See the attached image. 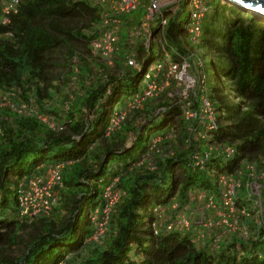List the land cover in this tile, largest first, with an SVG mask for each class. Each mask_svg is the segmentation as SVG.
<instances>
[{"label": "trees", "instance_id": "16d2710c", "mask_svg": "<svg viewBox=\"0 0 264 264\" xmlns=\"http://www.w3.org/2000/svg\"><path fill=\"white\" fill-rule=\"evenodd\" d=\"M9 1L0 0V16ZM19 1L8 22L0 23V95L15 102V94L28 107L19 113L0 101V264H264V191L254 195L246 186L264 176V22L221 0L216 5L205 0L199 36L190 33L191 0H181L168 20L164 36L167 48L176 50L173 62L191 56L198 74L212 75L205 83L217 128L210 131L199 124L200 114L187 118L183 99L174 96L175 80L130 109L146 87V70L159 59L158 41L149 47L132 35L120 37L110 67L94 45L103 34L102 8L88 0ZM140 8L142 20L126 14L122 27L143 22L146 2ZM153 27L160 36L159 26ZM133 51L140 69L128 64ZM85 76L90 79L79 80ZM128 80L135 87L126 91ZM70 85L64 109L56 110L50 105L54 92ZM191 103L198 111L195 95ZM193 128L202 143L190 142ZM196 152L206 159L205 168L193 161ZM57 164L65 165L64 184L51 213L20 217V183L41 173L39 166ZM223 177L243 183L235 207L252 237L233 234L216 242V230L223 231L216 226L199 248L193 232L163 227L156 233V211L180 210L192 193H204L227 212ZM115 179L121 198L109 229L99 242L90 241L92 214L104 205V190ZM258 197L261 224L252 216L260 205L250 206ZM214 242L217 249L210 247Z\"/></svg>", "mask_w": 264, "mask_h": 264}, {"label": "built area", "instance_id": "2783aa9c", "mask_svg": "<svg viewBox=\"0 0 264 264\" xmlns=\"http://www.w3.org/2000/svg\"><path fill=\"white\" fill-rule=\"evenodd\" d=\"M94 6H98L103 10V22L100 28L103 31L102 36L95 41V50L98 55L108 64L113 65L114 54L119 49V28L122 27L124 21L121 16L129 14L137 10L143 2L147 4V14L143 22L138 27H133L132 33L134 38L141 39L149 47H152L153 41H158L162 46L157 49L156 56L159 57L145 72L144 81L146 87L143 93L136 95L129 103L130 109H137L143 105V103L148 99L152 98L159 93L163 92L166 88H169L172 84V80H175L178 85L182 87V92L184 98L182 101L183 111L185 112L188 119L197 118L200 114V123L207 130L213 131L217 128L215 123V114L213 112V106L208 95L207 85L205 83L206 78L203 77L206 74H198L195 67L194 61L191 56L184 58L180 63L173 62L171 52H176L175 49H168V41L166 36H164L165 29L168 25V20L170 16L177 13L178 7L181 0H89ZM20 3L19 0L9 1L3 11L2 23L8 22V14L11 12H16V8ZM207 13L205 0H191V16H190V33L193 37L199 36L201 34V20L205 17ZM122 23V24H121ZM154 25H158L159 29L162 31L160 36L155 34ZM151 44V45H150ZM137 53L133 51L131 57L128 59L129 65H134L136 68L140 69L139 64L136 62ZM204 65L200 63V67ZM193 70V71H192ZM203 76V77H202ZM194 85L193 88H190ZM15 95V94H13ZM192 95L199 100V110L195 111L190 109ZM189 97V98H188ZM186 98V101L184 99ZM0 101H2L1 106L6 104L7 107L13 106L6 96L1 94ZM31 110L34 111V101L30 100ZM22 105L21 110L27 109ZM28 111V110H27ZM125 113H123V116ZM43 122L49 124L51 127H56L55 123L49 122L48 117H40ZM121 118L115 119L114 122L119 124ZM204 121V122H203ZM205 121H208L205 123ZM1 132V130H0ZM191 133L194 135L190 139V142L198 141L199 137L197 128L191 129ZM201 137V134H199ZM205 137V135H202ZM194 140V141H193ZM228 153H233L232 150L227 149ZM199 152H196L193 156V161L196 165L201 168H205L206 159L203 158ZM64 164L52 165L47 168L44 173H37L32 176L28 181H22L19 185L18 193L20 199V217L22 218H35L40 215H48L53 210V207L57 201L56 192L57 188H62L64 184L63 180V169ZM118 179L113 180L108 187L105 188L103 197L105 204L99 206L95 212L92 214V224L93 233L90 237V241L99 242L106 235L109 229L110 217L114 208L118 205L121 193L116 190L115 184ZM221 182L227 185L226 191L223 193V201L228 208L229 218L226 220L232 221V214L234 213L235 207V196L239 189L244 188L241 180L222 178ZM258 182V178H255L253 182L246 185L250 188L251 194L260 195V187L254 188L253 185ZM250 194V197L253 195ZM257 204L260 205L259 211L257 213L258 223L263 222V208L262 200L260 197L257 199ZM234 201V203H233ZM177 208L173 206V209ZM226 212V211H225ZM239 213V212H237ZM243 214H247L242 211ZM156 216L160 218L161 211H156ZM210 216V215H209ZM225 217L222 218V223L224 224ZM239 219V218H238ZM207 224L204 226L206 229L211 230L212 228L218 227L220 224L214 223L209 217L206 219ZM219 222V221H218ZM165 227L169 230H174L178 228L179 230H189L192 227L191 219H189L185 214L181 215L178 220L170 222ZM238 226L240 221L238 222ZM209 224V225H208ZM224 226V225H223ZM223 226L221 227L222 229ZM160 224L158 221L154 223V228L156 233L161 231ZM220 227V226H219ZM228 230L231 227L225 226ZM226 229V228H225ZM219 230V229H218ZM202 231V230H200ZM200 237L205 239V232H200ZM217 242V240H215ZM215 242L214 247L215 248ZM63 264V263H61Z\"/></svg>", "mask_w": 264, "mask_h": 264}, {"label": "rangeland", "instance_id": "374dc122", "mask_svg": "<svg viewBox=\"0 0 264 264\" xmlns=\"http://www.w3.org/2000/svg\"><path fill=\"white\" fill-rule=\"evenodd\" d=\"M211 2H212V4L216 5L219 2V0H211ZM221 3L222 4H229L231 6H234L233 4L229 3L227 0H221ZM234 7H236V6H234ZM238 9L241 12H247L246 10H244L242 8H238ZM144 15H145V11L140 8V9H138L136 11H133L132 13L128 14V17L132 16V17H135V19H138V20L141 19L142 20ZM187 19H188V16H185L184 20L187 21ZM1 22H2V16H0V23ZM119 30H120L119 33L120 32L123 33L122 35L120 34L119 37H123V36L127 37L128 35L131 37V35H132L131 39H135L134 36H133V33H132V28L128 29L127 27H121L120 26ZM203 59H204V61L206 60L204 55H203ZM114 65H115L114 62H113V65H108L107 64V66H110V67H113ZM133 73H134V75H137L138 71L136 69H133ZM203 78L204 79L207 78L208 81H211L212 80V75L211 74H208V75L206 74ZM89 79H90V76L89 77L85 76V77H82V79H79V80L82 81V82H86V80H89ZM71 84H73V83H71ZM180 85L177 84V88H176V90H174V96L181 97L183 99L185 95H183L182 87ZM74 86L76 88V85H74ZM134 87H135V82H133V80L126 81V84H125V90L126 91L131 90ZM193 87H194V85L192 87H190V88H193ZM71 90H72V85H70V87H64L60 91L54 92V100L50 101V105L53 106L56 110L62 111L64 109V106H65V104H64L65 101L67 103L68 97L71 96V95H69L71 93ZM172 91H173V89H172ZM14 96H15V100L16 101L15 102L14 101L11 102V104L13 103L15 106H10L9 108L21 113L22 110H21V108L18 109V106L21 105V107H22V105H24L26 107L27 104H25V102L22 101L17 95H14ZM125 100H126V95H123V98L121 99L120 102L122 103ZM184 101H186V98L184 99ZM6 105H8V104H6ZM6 105H4V106H6ZM64 117H66V115H64ZM164 120H165V115L163 114L162 117L160 118V122H163ZM199 134L200 133H198L197 136L200 138ZM146 140H147V137L145 136V145H146ZM198 142L202 143V141H200V139H198ZM202 146H203V144H202ZM139 149H140V147H139ZM235 159L236 158L233 157L232 159H230V162H233ZM227 162L228 161H224V164H226ZM241 186L243 187L242 184H241ZM256 186L260 187L261 191L262 190L264 191V176H261V177L258 178V182H256V184H254L253 187L256 188ZM196 193L195 194L192 193L190 195L189 204L184 205L182 207V209L179 210L178 208H174V209L173 208H167L166 210L162 211L161 214H160V218L158 220V222H159V224L161 226L160 228L165 227L167 224L168 225L171 224L170 222L176 221V220H174V218L178 217L179 215L185 214L189 219H191V222H192V227L189 230H186V231H188V232L190 231V232L194 233L193 235H194V238H195V241H196V246L199 247V248H203L204 245H205V242H206L205 241L206 239H203V238L200 237V232L204 231L207 234L208 239L209 240L212 239L213 232L208 230V229H206L204 227L207 224L206 219L208 217L211 220H213V221L215 220L218 224H220L219 225L220 227H222L224 225L223 226V228H224L223 231L216 230L215 238H216L217 241H220V240H222L224 238L231 240V236L233 234H237L240 237H242L243 235L245 237H252L251 231H246V230H248V227L250 225L249 223L242 222L243 226H242L241 223L238 226L237 221L238 222L241 221V217L237 213L238 212L237 208L234 209V213L232 214V217H231L232 221H230V219L226 220V219L229 218L228 215L230 214V211L229 212L228 211L225 212L224 208L216 205L214 200H206V198L204 197L205 196L204 193H199V192L197 194ZM249 198H253V197H249ZM252 200H253V202H252V205H250V206L251 207L253 206V209H255V207L257 205V200H255V199H252ZM233 203H234V201H233ZM225 216H226V218H225L224 224L222 223L221 220L216 219V217L217 218L218 217L223 218ZM252 216L255 217V222L258 223L257 222L258 221L257 214L252 215ZM215 221H214V223L216 224ZM226 225L228 227H231V228L228 230V228L225 227ZM200 230H202V231H200ZM180 231L181 232H185L184 230H180ZM210 247L212 249H214L213 248L214 244H210ZM217 248H218V246L215 245V249H217Z\"/></svg>", "mask_w": 264, "mask_h": 264}, {"label": "water", "instance_id": "95a60500", "mask_svg": "<svg viewBox=\"0 0 264 264\" xmlns=\"http://www.w3.org/2000/svg\"><path fill=\"white\" fill-rule=\"evenodd\" d=\"M237 8L251 13L255 19L264 22V0H227Z\"/></svg>", "mask_w": 264, "mask_h": 264}, {"label": "crops", "instance_id": "0c3cea01", "mask_svg": "<svg viewBox=\"0 0 264 264\" xmlns=\"http://www.w3.org/2000/svg\"><path fill=\"white\" fill-rule=\"evenodd\" d=\"M47 168H48V166H46V165H41V166H39L38 168H36V171H37V172L44 173V172L47 171Z\"/></svg>", "mask_w": 264, "mask_h": 264}, {"label": "bare ground", "instance_id": "6f19581e", "mask_svg": "<svg viewBox=\"0 0 264 264\" xmlns=\"http://www.w3.org/2000/svg\"><path fill=\"white\" fill-rule=\"evenodd\" d=\"M104 204H105V201H104ZM21 210H19V214H20Z\"/></svg>", "mask_w": 264, "mask_h": 264}]
</instances>
